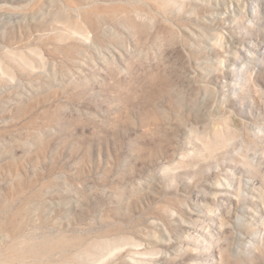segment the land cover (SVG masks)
<instances>
[{
  "label": "rangeland",
  "instance_id": "374dc122",
  "mask_svg": "<svg viewBox=\"0 0 264 264\" xmlns=\"http://www.w3.org/2000/svg\"><path fill=\"white\" fill-rule=\"evenodd\" d=\"M0 264H264V0H0Z\"/></svg>",
  "mask_w": 264,
  "mask_h": 264
}]
</instances>
